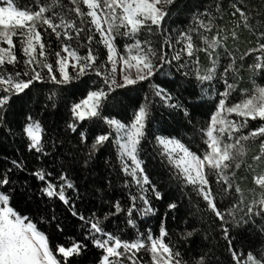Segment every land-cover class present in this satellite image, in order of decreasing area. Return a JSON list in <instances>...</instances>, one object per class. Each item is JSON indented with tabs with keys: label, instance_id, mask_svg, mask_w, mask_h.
Listing matches in <instances>:
<instances>
[{
	"label": "snow or ice",
	"instance_id": "6c2138e0",
	"mask_svg": "<svg viewBox=\"0 0 264 264\" xmlns=\"http://www.w3.org/2000/svg\"><path fill=\"white\" fill-rule=\"evenodd\" d=\"M181 12L188 23L171 27ZM224 14L235 20L230 27ZM245 30L256 43L237 56L229 42L238 43ZM242 71L251 87L241 84ZM73 81L89 90L70 104L63 131L57 125L45 139L44 117ZM194 113L207 118L203 125L193 123ZM81 121L93 128L102 122L108 131L89 144L88 131L77 129ZM190 125L198 146L183 131ZM0 130L24 137L37 161L52 158L58 181L43 167L28 168L24 153L4 157L0 264H220L216 245L193 247L194 237L207 239L209 231L227 242L229 264H264V240L246 253L233 241V233L248 227L264 237V169L252 176L261 191L247 202L235 183L249 142L258 145L251 161L264 164V0H201L192 7L182 0H32L23 8L0 0ZM69 130L77 134L76 146H66ZM152 160L179 198L164 202L162 184L148 171ZM81 188L95 193L98 205L78 208ZM194 197L208 211L198 209L201 222L189 227L185 221L173 241L155 205H164L165 216L179 215L183 200ZM55 199L82 222L80 238L70 243L53 239L65 227L48 211ZM21 201L35 204V212L19 211ZM153 216L155 231L145 225Z\"/></svg>",
	"mask_w": 264,
	"mask_h": 264
},
{
	"label": "trees",
	"instance_id": "16d2710c",
	"mask_svg": "<svg viewBox=\"0 0 264 264\" xmlns=\"http://www.w3.org/2000/svg\"><path fill=\"white\" fill-rule=\"evenodd\" d=\"M32 2V0H14V3L19 7H25L29 5ZM183 3L187 4L189 7H192L193 5H198L201 3V0H182ZM224 22L228 23L229 27L232 23H235V20H230L229 17L224 14ZM188 23V19L186 17V14L184 12H181L179 15H174L172 19L169 21V24L171 27H179L182 28L184 25ZM41 30V29H38ZM42 31V40L45 42L47 41L48 37L45 32ZM49 32L51 30H48ZM52 40L55 41V37H52ZM18 38L14 37V44L18 46ZM198 47H202L203 45L197 40L196 41ZM230 45L234 49H238L236 51V55H242L248 47L255 46L256 43V37L249 31L245 30L243 31L241 35V39L236 44H231V41L229 42ZM122 47V45H121ZM249 56L253 57L255 54L249 53ZM200 62L202 67L207 64L206 56L204 53L199 54ZM245 59H248L247 57ZM251 62V61H249ZM241 84L245 87H251V83L249 81V74L247 71H242L241 73ZM159 79H165L164 77H159ZM257 83H260V80L257 78ZM66 89V91L63 93V99L60 100L58 104L57 109H49L47 114L44 117V130H45V139H48V136L50 135V130L52 128H56L57 125H59L58 131H63L64 121L65 119H71L69 107L72 102H78L79 99L84 98L86 96L87 91L89 90L88 87H86L83 84H80L79 81H73L70 85L62 86ZM147 87V86H146ZM198 91V89H197ZM143 97V93L141 94V98ZM44 97L41 96V102L43 101ZM42 106V103L37 104V110ZM107 114V113H105ZM115 118H119L118 116H115ZM164 119L169 121L171 123V118L167 115L164 116ZM207 118L201 114V113H194L193 114V123L196 124L198 122L197 127L199 125H203L205 120ZM81 125L84 127L81 128ZM13 129L19 133L20 129L17 124H13ZM154 129L159 127V125L154 124ZM78 131L85 130L88 131V139L87 143L92 142V137L97 134H103V132L108 131V126L106 124H103L102 122H98L97 125L93 128L89 125L88 121H81L77 124ZM187 133L188 137H192L195 141V145L198 146L201 141L199 139V136L193 137V130L192 126L190 125L187 129L183 130ZM6 130H0V163H3L4 157L8 156L9 158L13 156H18L20 153H24V156L26 157V164L28 168L35 169V167H43L47 171L52 172V176L48 177L50 181L58 183L56 180V164H53L52 158L44 159L42 158L41 161H37L35 159L34 155H29L26 148H25V138L16 135L15 137L12 135H6ZM77 134L68 131L66 136L64 137L65 141L71 142V145H66L68 147L76 146ZM248 150L245 153V157L241 160V167L236 170V180L235 183H238L239 186L242 189V193L245 197V202L247 200L251 199L253 197V193L258 195L260 193V189L258 186H256L252 182V176L259 172L261 169H264V164L262 165H256L254 162L251 161V155L254 153V151L258 150V145L249 142ZM150 150V146H149ZM109 149L105 148L103 150V155L106 157L108 154ZM64 155H67V152L64 153ZM58 163V162H57ZM251 164L252 167L249 168L248 165ZM148 171L152 173V179L156 180L158 183L162 184V192L165 193L164 202H167L168 196L175 195L177 198H179V193L176 191L175 187L167 182L166 177L161 178L158 174L162 171L161 166L158 162V160H152L149 163ZM28 176V173L25 172L21 175V179L23 180L25 177ZM79 183H83V178H81ZM29 183H33L35 185H39L40 181L38 180H30ZM69 195H74L71 193V190L68 191ZM79 194L81 197H83V200H77L76 206L80 208L81 210L85 208H91L92 203L95 202L98 205V201H96V195L95 193L89 191L85 192L83 188L79 190ZM37 200H39V197H36ZM16 202L14 201L13 204ZM31 207L32 211L35 212L36 205L35 204H26L23 201L19 202L18 210L24 212V214H29L27 212V209ZM41 207H44L42 204ZM156 208L160 209L159 216L161 219H164L168 230L170 233H172L171 239L173 241L176 240V233L180 230H183L185 228V221H188V226L190 227L193 223H199L201 222V217L198 214V209L203 210L207 212L205 203L200 200L199 203H197V198H193L191 202L187 198H185L181 204L180 213L177 215V213L168 211L167 215L165 216V207L161 203H157L155 205ZM95 211L96 209H92ZM48 211L49 212H56V215L59 217V219L64 223L65 227L63 229L56 230L53 234V239L56 242H64V243H70L73 240H76L80 238L81 235V229L80 224L81 221L78 220L76 217H71V214L66 212V206L63 205L62 202H60L58 199H55L54 201L48 202ZM192 213L193 215H189V213ZM84 215H88V212H84ZM208 216H204L203 220L207 221ZM159 220L157 217L153 216L152 218H145V225L146 227L152 228L154 231L156 227L158 226ZM179 224V227L177 225ZM43 229H48V225L44 224ZM205 234L201 233L198 236H195V247L196 250H199L200 247H202L205 244L208 245H216V255L217 258L220 261V264H229V254L226 250V244L227 242L218 234V233H212L209 231L207 233V239L204 238ZM264 240V237H260L255 229H252L250 227L243 228L239 230L238 232L233 233V241L236 244V250L239 253H246L251 248H259L261 246V241ZM185 248H189V245H185ZM191 251V249H189Z\"/></svg>",
	"mask_w": 264,
	"mask_h": 264
}]
</instances>
